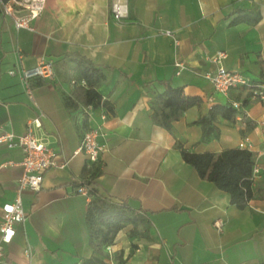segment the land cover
Masks as SVG:
<instances>
[{"label":"crops","instance_id":"crops-1","mask_svg":"<svg viewBox=\"0 0 264 264\" xmlns=\"http://www.w3.org/2000/svg\"><path fill=\"white\" fill-rule=\"evenodd\" d=\"M114 2L126 10L119 20ZM252 8L262 15L258 23L234 22L236 9ZM32 25L18 29L0 12V136H21L39 117L34 135L68 163L48 170L39 191L21 192L26 220L16 225L0 264H264V104L243 90L219 93L205 77L223 65L264 82V0H46ZM18 53L29 68L41 58L53 61L55 78L26 83L10 75L20 69ZM221 53L225 57L214 61ZM82 57L104 73L96 89L112 110L86 103ZM164 81L201 99L172 130L153 117ZM234 102L243 104L235 119L218 116L219 136L202 141L195 122L214 106ZM96 128L106 146L98 162L83 152L74 156L84 134ZM246 136L263 169L240 209L183 159L179 144L218 153L238 148ZM23 158L21 148L0 144V222L3 204L17 197ZM82 185L146 214L149 237L142 224H130L110 252L96 254L86 223L91 198L78 192ZM218 219L225 221L222 233L214 226Z\"/></svg>","mask_w":264,"mask_h":264},{"label":"trees","instance_id":"trees-1","mask_svg":"<svg viewBox=\"0 0 264 264\" xmlns=\"http://www.w3.org/2000/svg\"><path fill=\"white\" fill-rule=\"evenodd\" d=\"M9 1V0H4ZM237 18L234 22L244 21L256 24L260 21L261 13L252 8L236 9ZM78 70L81 78L88 85L86 90V103L99 107L106 106L112 110L108 101H104L97 91V85L104 79L101 69L95 67L92 62L84 57L78 61ZM165 91L159 94L155 100L158 109L154 113V120L168 130L173 129V123L178 120L188 109L201 103L198 97L184 95L182 88H176L170 82L164 81ZM246 101V100H245ZM69 105V100L66 101ZM237 109L232 104L214 106L208 115L198 119L195 123L202 128V141L208 142L219 136V130L215 124L218 116L227 120H234ZM249 127L254 124L248 122ZM183 159L192 165L203 179L215 183V185L231 195L232 204L243 209L253 196L252 174L255 165L254 153L241 148L226 149L221 152H190L179 144ZM91 200L87 206L86 223L88 226L90 244L96 254L105 256L107 247L114 244L118 234L130 224L137 226L142 224L145 234L149 237L151 222L146 214L132 208L125 202H116L111 198L102 196L97 190L91 192ZM134 234H138L135 232ZM119 264H123L121 260Z\"/></svg>","mask_w":264,"mask_h":264},{"label":"built area","instance_id":"built-area-1","mask_svg":"<svg viewBox=\"0 0 264 264\" xmlns=\"http://www.w3.org/2000/svg\"><path fill=\"white\" fill-rule=\"evenodd\" d=\"M45 2L46 0H9L7 2L0 0V12L11 17L14 20L16 28L34 30L32 23L44 10ZM111 10L116 20H119L126 14L124 5L119 2H114ZM163 33L174 37L169 31H164ZM174 40L177 44L178 40L175 37ZM223 57H225V54L221 53L214 61H218L219 58ZM18 65L20 66L19 70L12 69L8 73L10 75L19 74L26 83L34 78L53 80L56 75L54 63L49 59L41 58L36 66L29 68L24 65L23 54L18 53ZM177 66L181 69L183 68L182 63H178ZM205 77L214 84L215 89L219 93L227 95L233 89L243 90L250 99L264 104V82L253 81L238 70H230L220 65L215 73L208 72L205 74ZM82 84L87 86L85 80L82 81ZM28 99L30 102L36 104L31 90H28ZM232 105L239 111L243 104L234 102ZM261 125L264 132V121ZM34 127H41L39 117L32 119L28 123L26 133L21 136H16L12 133L0 136V144H4L9 148L19 147L24 155L21 162L23 173L18 180L17 197L14 201L4 203L2 206L0 262L4 260L5 247L12 242L16 234V225L26 220V213L20 196L21 192L26 189L39 191L42 188L44 177L48 170L54 167L64 168L68 163V161L59 162V155L34 135ZM103 135L102 128L87 131L84 134L81 145L73 155L76 156L83 152L89 162H98L101 152L106 147L98 140ZM238 148L253 152L254 143L249 136H246L240 141ZM262 169V166L255 162L252 174L253 182L261 174ZM78 192L84 194L86 197L91 198L92 196V191L88 190L86 185L80 186ZM214 226L222 233L225 229V221L218 219L214 222ZM107 251L110 252V246L107 247Z\"/></svg>","mask_w":264,"mask_h":264}]
</instances>
